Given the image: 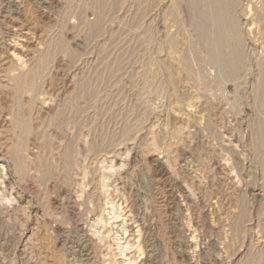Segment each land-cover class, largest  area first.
Returning <instances> with one entry per match:
<instances>
[{
	"label": "rangeland",
	"instance_id": "1",
	"mask_svg": "<svg viewBox=\"0 0 264 264\" xmlns=\"http://www.w3.org/2000/svg\"><path fill=\"white\" fill-rule=\"evenodd\" d=\"M216 1L0 0V264H264V0Z\"/></svg>",
	"mask_w": 264,
	"mask_h": 264
},
{
	"label": "bare ground",
	"instance_id": "2",
	"mask_svg": "<svg viewBox=\"0 0 264 264\" xmlns=\"http://www.w3.org/2000/svg\"><path fill=\"white\" fill-rule=\"evenodd\" d=\"M233 1V0H232ZM236 1V0H235ZM196 2H197V0H196ZM201 2V1H200ZM216 2H218V0L216 1ZM228 2H230V1H228ZM205 3V2H204ZM213 3V2H212ZM218 4V3H217ZM222 6H224V5H222ZM212 8H213V5H212ZM231 8H232V6H231ZM200 8L198 7V10H199ZM225 9V8H224ZM203 10V9H202ZM199 12H200V10H199ZM228 13H227V15L229 14V11H227ZM201 13V12H200ZM223 13V12H222ZM194 14V13H193ZM197 16V15H196ZM195 16V17H196ZM231 16V15H230ZM225 17L223 16V14H218L217 15V21L218 22H225ZM216 20V19H215ZM230 21V20H229ZM235 20L233 19V22H234ZM202 24V23H201ZM227 24V23H226ZM235 24V23H234ZM202 25H204V24H202ZM231 25V24H230ZM227 26V25H226ZM199 28H200V26H198ZM205 27V26H204ZM223 27V26H222ZM224 28V27H223ZM205 29V28H204ZM226 29V28H225ZM231 29V28H230ZM195 30V29H194ZM211 30V29H210ZM235 30H236V28H235ZM216 31V30H215ZM214 31V32H215ZM233 31V30H232ZM236 33H238V32H236ZM198 34V33H197ZM204 34V33H203ZM219 34H221V33H219ZM216 35V34H215ZM198 36V35H197ZM211 36V35H210ZM234 36V35H233ZM201 37V36H200ZM199 38V37H198ZM203 38H204V36H203ZM170 40V39H169ZM222 39L220 38V36L218 37V39H216V41H215V43H214V46H215V48L216 49H218L222 44H223V41H221ZM200 41V40H199ZM204 41V40H203ZM209 43V42H208ZM238 43H240V42H238ZM172 45V44H171ZM177 45V44H176ZM241 46V45H240ZM235 47H237L236 46V42H235ZM242 47V46H241ZM177 48V47H176ZM225 48V47H224ZM226 50H227V48H225ZM237 49V48H236ZM242 49V48H241ZM243 50V49H242ZM225 51V50H224ZM238 51V50H237ZM208 52V51H207ZM239 52V51H238ZM227 53V52H226ZM242 53H243V51H242ZM214 54V53H213ZM212 54V55H213ZM208 55H210V54H208ZM214 56V55H213ZM222 56V55H221ZM237 56V55H236ZM214 58V57H213ZM229 58V57H228ZM241 58V57H240ZM223 59H225V57H223ZM242 59V58H241ZM209 60V59H208ZM214 60V59H213ZM240 61V60H239ZM181 62V61H180ZM179 62V65L181 66V63ZM209 62H211V61H209ZM241 62V61H240ZM227 66V65H226ZM237 67V66H236ZM220 68V67H219ZM232 69H233V67H232ZM238 69V68H237ZM224 71V70H223ZM238 71V70H237ZM227 72V71H226ZM224 74V73H223ZM225 76V75H224Z\"/></svg>",
	"mask_w": 264,
	"mask_h": 264
}]
</instances>
